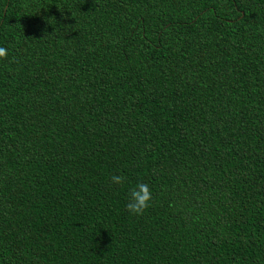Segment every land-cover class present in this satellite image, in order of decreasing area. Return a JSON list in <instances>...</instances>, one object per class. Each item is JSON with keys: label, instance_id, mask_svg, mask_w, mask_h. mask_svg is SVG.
<instances>
[{"label": "trees", "instance_id": "obj_1", "mask_svg": "<svg viewBox=\"0 0 264 264\" xmlns=\"http://www.w3.org/2000/svg\"><path fill=\"white\" fill-rule=\"evenodd\" d=\"M0 47V264H264V0H0Z\"/></svg>", "mask_w": 264, "mask_h": 264}, {"label": "clouds", "instance_id": "obj_2", "mask_svg": "<svg viewBox=\"0 0 264 264\" xmlns=\"http://www.w3.org/2000/svg\"><path fill=\"white\" fill-rule=\"evenodd\" d=\"M7 56L8 49L0 47V60L7 59ZM111 180L114 184L120 185L123 184L124 177L113 175ZM129 197L130 199L126 205V209L135 215H142L151 204L152 191L147 184L140 183L130 190Z\"/></svg>", "mask_w": 264, "mask_h": 264}]
</instances>
